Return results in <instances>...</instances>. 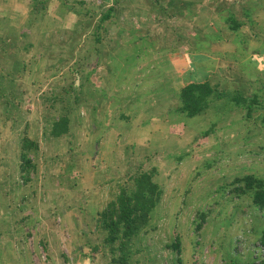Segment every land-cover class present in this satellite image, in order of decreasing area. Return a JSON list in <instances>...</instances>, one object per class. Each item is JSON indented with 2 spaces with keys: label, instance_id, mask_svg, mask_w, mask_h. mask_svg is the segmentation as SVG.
<instances>
[{
  "label": "rangeland",
  "instance_id": "374dc122",
  "mask_svg": "<svg viewBox=\"0 0 264 264\" xmlns=\"http://www.w3.org/2000/svg\"><path fill=\"white\" fill-rule=\"evenodd\" d=\"M66 2L71 5L35 6L30 14L33 19L29 18L36 20L35 27L22 26L17 33L0 35V124L11 152L3 156L8 165H3L2 171L8 167L7 175L17 187L25 184L22 174L14 172L25 136L42 140L40 150L30 152L38 166L31 179L34 186L45 178L47 170L58 174L68 169L75 154L90 145L83 140L96 131L94 127L100 129L107 121L114 127L118 120L137 118L132 113L143 109L147 119L161 114L158 108H150V102L163 100L160 93L170 84L178 90L191 79L188 72L183 77L178 74L177 79L176 53L207 42L204 46L212 47L213 65L218 69L212 81L226 92L242 83L238 62L228 58L236 53L248 56L249 61L248 54L264 39V7L258 3L263 0ZM108 13L110 17L104 20ZM231 14L244 23L238 37L229 28ZM246 37L251 41L249 48ZM205 47L189 52L191 59L203 62L198 64L202 68L208 52ZM181 59L180 68H186ZM200 75L197 72L195 78ZM251 94V88L245 91L249 98ZM175 99L173 92L166 107H172L170 115L168 112L172 129L168 127L159 138L146 144V140L128 138L132 121L119 127L122 136L118 141L132 148H127L130 167L111 179L112 184L131 188L136 175L155 170L154 180L163 190L149 224L130 239L127 261L121 263L123 253L111 251L104 242L105 231L98 225L93 231L92 215L85 216V234H81L82 242L72 246V252H65L64 243L53 251L45 230L52 227L48 219L57 223L60 212L50 210L46 211L48 218H43L46 226H40L34 216L30 219L31 224L40 226L36 230L38 243L27 250L33 264H57L52 255L72 264L69 256L82 253L80 245L87 264H178L179 252L173 247L177 240L183 264H264V207L254 203L252 193L235 190L239 184L234 183L247 173L264 178V110L255 107L247 117L246 109L237 107L221 121L235 105L227 97L213 99L211 113L185 117L174 112ZM166 108L162 110L164 119ZM66 116L69 133L54 137V122ZM101 141L102 136L94 138L95 143ZM99 180L106 182L102 176ZM104 203L101 200L98 207ZM70 236L63 230L59 239L66 242Z\"/></svg>",
  "mask_w": 264,
  "mask_h": 264
},
{
  "label": "crops",
  "instance_id": "0c3cea01",
  "mask_svg": "<svg viewBox=\"0 0 264 264\" xmlns=\"http://www.w3.org/2000/svg\"><path fill=\"white\" fill-rule=\"evenodd\" d=\"M64 3H67L66 0H0V35L9 36V34L12 35V33L14 32L17 33L19 27L22 26L35 27L37 24L36 20L34 19V21H30L29 19L32 18L30 14L32 13L31 11L35 6L71 5L69 3ZM258 3H261L260 6L264 7V0L263 2ZM254 4L253 9H255L256 7ZM252 20L253 19H251V21ZM241 27L238 30L232 31H235V34H237ZM235 36L238 37L239 33ZM211 38L212 37L210 36V39ZM247 38L249 37H246L244 42L245 46L249 48L250 45L248 44L251 43V41H249V39ZM237 41L241 42L242 40ZM261 42V45H255L254 47L256 48H254V50L250 54H248L250 59L249 61L248 59H246L248 58V56H244L243 54L237 55L236 53H234L231 54L230 58H228L236 60L238 62V74L241 76L242 83L240 85V88L231 89L224 92L226 96L219 100H223L227 97L231 98L236 93H240L246 96L245 91L247 92L249 88H251V91L253 92V94H251V97L257 95L261 100L264 99V39H262ZM202 43L203 46L199 44V47L201 49L185 48V52H183V54L176 53V55L179 56L175 57L176 63L177 65H179L176 70V76L178 79L179 75H182L183 77V74L185 72H188L191 79H189L187 83L193 81H209L213 86H216V84H214L212 81L213 76L218 70L213 65V61H215V53L211 52L213 51L212 47L208 49L204 46L205 44H207V42L202 41ZM203 47L206 48L205 50L208 49V52L203 56L204 63L206 61L204 68L198 65L202 64L203 62L200 63L193 57L191 59L189 55L190 51H202ZM17 50L18 49H15V51ZM26 55L27 57H30L29 53H26ZM180 58H182L181 60L183 63L187 64L186 68H180ZM197 72H201V75L197 76L198 78L196 79L195 76ZM176 82L180 83L179 81ZM187 83H184L178 90H175L173 85L170 84L160 93L161 99L163 98V100H158V102L157 100H153L150 102V108H158V111H161V114L155 113L152 118L147 119L146 115L143 114V109L139 112L136 111V114L132 113V115H138L137 118H132L130 120L133 124L132 127L128 126L130 122L128 120H118V123H112L114 127L111 128L110 122L108 121L104 122L106 126L103 125L100 127V129L94 127L93 130L96 129V131L94 133L91 132L89 134L90 137L84 136L83 140V143L87 144L89 142L90 145L86 147L85 150L81 148L75 154L76 158L73 160V163L68 166V169L65 168L64 172H59L58 174H54L52 170H47V172L44 173L45 178H42L38 181L35 180L37 184H35L34 186V180L31 179L34 178L33 173H37L38 166L36 167L35 171L31 172V179L21 187H17L18 184H12L13 179H10L7 175L8 167H6V170L2 171L3 165H8V162L4 161L3 156H5L6 158L8 153L10 154L11 152L8 150L7 142L5 141L6 136L2 134L3 129L1 127L2 124H0V175L1 173L3 174V176L5 175V173L7 175L5 178H2V175L0 177V179L2 178L0 180V251L2 255L0 264H33V258L29 257L30 254L27 250L38 243V241L36 242V230H38V228L47 221L43 220V218H48L47 215L49 214L50 210L54 213L60 212L59 218L61 219V221H59L58 218L57 223H52L48 219V221L52 224V227L50 226L47 228V230H45V234L49 236L47 237V239H49L53 251L58 250L59 247H62V243H64V250L66 253H69L72 252L71 248L73 245H75L76 241L82 242L81 234H85L84 228L88 224L85 223L84 227L83 221L86 219L85 216L92 215L90 223L92 222L93 225L91 223L90 226H92L93 231H95L99 212L102 211V209L105 208L111 200L115 199L117 194L120 192V186H122V184L117 185V182L112 184V180L118 178L122 172L128 169V166L130 167V165H128L129 162L127 158L128 147H126V144H121L118 141L122 136L119 129L120 125L123 126V128L128 126L127 134H129V139H143L144 141L146 140L147 144L148 142H150V140L152 141L156 138H159V134L165 132V130H168V127L172 129V123L168 118V112L170 115L172 107H166L170 100H172L173 92L176 97L175 101H178L177 109H175L174 112L180 115H185V117H187L186 113L178 111V108L181 105L179 93L181 88ZM213 106L214 102L212 101L209 104L208 108L198 115L211 113V109ZM237 107L238 106H234L233 108L228 109L225 116H222L221 121H224L226 119L229 113H231V109H237ZM165 108L167 110L165 113V116H167L166 119L163 118L164 112L162 111ZM157 114L159 116H157ZM217 114L220 115V113ZM238 123H240V121ZM184 128H187V124H184ZM101 129L105 130L103 132V135ZM67 133H69V131ZM84 135L87 134L85 133ZM101 136L103 137V141H101L100 144L95 143L94 138L99 139V137ZM28 137L38 142L39 151L42 147V140L33 136ZM59 137L60 136H58L57 138ZM52 142H55V140H53ZM128 149L131 150L132 148ZM20 164V159H18V163L16 162L15 166V173L20 172L22 174L20 170ZM99 176L104 177L106 182L100 181ZM101 180H103V178H101ZM8 186L10 188H8ZM114 187L118 188L119 191L117 190L116 192V189ZM84 189H86L85 193L83 192ZM86 196H88V198H86ZM101 200L105 201V203L102 205V208L98 207V204L99 202H101ZM94 210H96L94 214L90 213ZM46 211L49 212L47 213ZM33 216L38 218V224L40 226H36V223H30V219ZM43 225L46 226V224ZM63 230H67L68 235L71 234L69 240L67 239L66 242L65 240L60 241L59 239V237L63 234ZM31 231L32 234L30 233ZM79 247L82 253L79 252L80 254L75 253L74 255L69 256L71 257V262L72 264H87L88 261L82 255L84 249L82 250L81 245ZM16 252H20L21 255L18 256ZM53 256L55 255H52V261L56 262L57 264H61L62 261V264H65L64 258L61 260V258H54Z\"/></svg>",
  "mask_w": 264,
  "mask_h": 264
},
{
  "label": "trees",
  "instance_id": "16d2710c",
  "mask_svg": "<svg viewBox=\"0 0 264 264\" xmlns=\"http://www.w3.org/2000/svg\"><path fill=\"white\" fill-rule=\"evenodd\" d=\"M110 11H112L110 9ZM110 13L105 14L103 19L110 17ZM229 28L238 30L243 22L231 14L227 18ZM224 92L213 86L209 81H193L183 86L179 93L181 105L178 111L186 113L187 116L193 117L206 110L213 99H222ZM235 105L246 109L247 117L255 107L264 110V100L254 96L246 97L240 93L234 94L230 98ZM264 123V115L262 117ZM69 117H62L54 122L52 134L56 137L61 136L69 131ZM209 133V132H206ZM38 142L25 136L21 144V164L20 170L24 183L31 179V172L36 170V164L33 161L30 152L38 149ZM155 170L142 171L133 178V186H122L116 198L111 200L107 206L99 213L97 225L105 231L104 242L110 245L111 251L120 250L123 256L119 259L121 263L127 261L128 245L130 239L139 234L151 221V215L154 209L162 199L163 190L154 180ZM235 190L244 193H252L255 204L264 207V178L254 174H246L235 179ZM205 213L202 219H205ZM261 244L264 248V231L261 237ZM173 247L179 252L178 264H183L181 259V243L179 240L173 243ZM116 261V260H115Z\"/></svg>",
  "mask_w": 264,
  "mask_h": 264
},
{
  "label": "built area",
  "instance_id": "2783aa9c",
  "mask_svg": "<svg viewBox=\"0 0 264 264\" xmlns=\"http://www.w3.org/2000/svg\"><path fill=\"white\" fill-rule=\"evenodd\" d=\"M261 247H262V250H263V252H264V248H263L262 244H261Z\"/></svg>",
  "mask_w": 264,
  "mask_h": 264
}]
</instances>
